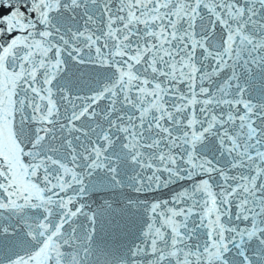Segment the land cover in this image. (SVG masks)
Segmentation results:
<instances>
[{
  "label": "snow or ice",
  "instance_id": "6c2138e0",
  "mask_svg": "<svg viewBox=\"0 0 264 264\" xmlns=\"http://www.w3.org/2000/svg\"><path fill=\"white\" fill-rule=\"evenodd\" d=\"M0 264H264V0H0Z\"/></svg>",
  "mask_w": 264,
  "mask_h": 264
}]
</instances>
